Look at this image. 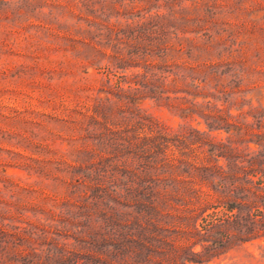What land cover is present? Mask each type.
Listing matches in <instances>:
<instances>
[{
  "label": "trees",
  "instance_id": "trees-1",
  "mask_svg": "<svg viewBox=\"0 0 264 264\" xmlns=\"http://www.w3.org/2000/svg\"><path fill=\"white\" fill-rule=\"evenodd\" d=\"M247 1L0 0V72L71 78L73 102L48 115L70 141L58 158L31 136L17 152L57 170L62 200L0 197V264L264 258V0Z\"/></svg>",
  "mask_w": 264,
  "mask_h": 264
},
{
  "label": "rangeland",
  "instance_id": "rangeland-1",
  "mask_svg": "<svg viewBox=\"0 0 264 264\" xmlns=\"http://www.w3.org/2000/svg\"><path fill=\"white\" fill-rule=\"evenodd\" d=\"M254 0H248L246 5L253 4ZM263 11H254L253 17L260 16ZM259 44L264 47V39L254 36ZM261 65L264 67V48L260 55ZM264 76V75H263ZM54 79L49 86L43 84H31L29 80L10 76L9 73L0 72V197L4 200L25 201L27 199L43 202L51 205L57 200H62L60 195H54L53 178L59 173L52 168L53 173H29L22 166L24 158L17 152L28 153L25 148V137H34L38 144H49L51 150L41 152V159L58 158L62 151L70 146L68 135L64 128L58 127L50 120L49 114H61L65 105L73 106L70 88L67 85L71 78ZM92 82L88 78L86 81ZM79 98L78 101H81ZM149 110L156 116L175 124L178 117L171 116L164 108L160 109L147 102ZM196 125V121H192ZM198 127L205 128L204 123ZM62 128V129H61ZM57 129L61 135H57ZM33 132V133H32ZM36 134V135H34ZM216 137H225L224 130H212ZM44 137L42 138V136ZM40 145L39 148L42 146ZM41 150V149H40ZM49 164V163H48ZM46 164V165H48ZM50 163V166H56ZM46 175L48 177H46ZM56 178V177H55ZM13 182L17 185L10 186ZM21 186L32 188L31 194H25V190H20ZM19 194H15V192ZM28 195V196H27ZM229 261H238L245 264H264V258L259 256V249L255 243H247L245 247L229 250L224 256L209 262L208 264H225Z\"/></svg>",
  "mask_w": 264,
  "mask_h": 264
}]
</instances>
